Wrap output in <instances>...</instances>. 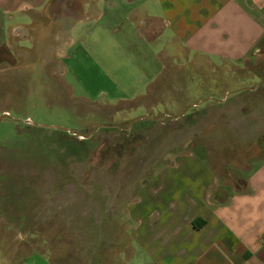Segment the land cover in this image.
Wrapping results in <instances>:
<instances>
[{
    "label": "rangeland",
    "instance_id": "obj_1",
    "mask_svg": "<svg viewBox=\"0 0 264 264\" xmlns=\"http://www.w3.org/2000/svg\"><path fill=\"white\" fill-rule=\"evenodd\" d=\"M145 12L107 30L94 15L69 16L72 31L47 18L18 28L17 60L0 68V264L35 251L128 264L133 207L165 168L204 161L201 149L230 184L261 152L264 134L245 133L264 125V57L227 64L150 45Z\"/></svg>",
    "mask_w": 264,
    "mask_h": 264
},
{
    "label": "crops",
    "instance_id": "obj_2",
    "mask_svg": "<svg viewBox=\"0 0 264 264\" xmlns=\"http://www.w3.org/2000/svg\"><path fill=\"white\" fill-rule=\"evenodd\" d=\"M74 1H81V7L69 11L66 0H0V68L17 60L19 27L41 29V18H47L48 28L71 23L72 31L78 27L76 21L68 22L69 16L94 15L107 30V22L132 21L128 16L137 11H146L150 19L147 34L155 32L145 41L150 45L172 41L187 54L227 64L264 57V0ZM68 44L74 47L72 40ZM248 122L247 138L264 134L263 124ZM261 137V152L241 170L239 179L230 174L235 183L221 184L201 149L204 164L186 155L174 168H165L158 190H143L145 195L133 207L128 264H264ZM18 264L53 263L35 251Z\"/></svg>",
    "mask_w": 264,
    "mask_h": 264
},
{
    "label": "water",
    "instance_id": "obj_3",
    "mask_svg": "<svg viewBox=\"0 0 264 264\" xmlns=\"http://www.w3.org/2000/svg\"><path fill=\"white\" fill-rule=\"evenodd\" d=\"M6 116H7L6 114L2 115V116L0 117V121H1L3 118H5Z\"/></svg>",
    "mask_w": 264,
    "mask_h": 264
}]
</instances>
